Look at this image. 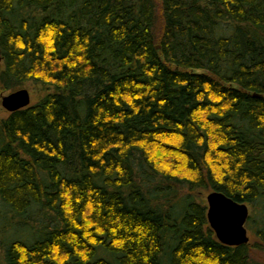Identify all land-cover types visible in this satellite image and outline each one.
I'll list each match as a JSON object with an SVG mask.
<instances>
[{"label":"trees","instance_id":"trees-1","mask_svg":"<svg viewBox=\"0 0 264 264\" xmlns=\"http://www.w3.org/2000/svg\"><path fill=\"white\" fill-rule=\"evenodd\" d=\"M0 60L35 94L0 116V264H261L264 0H0Z\"/></svg>","mask_w":264,"mask_h":264},{"label":"water","instance_id":"water-1","mask_svg":"<svg viewBox=\"0 0 264 264\" xmlns=\"http://www.w3.org/2000/svg\"><path fill=\"white\" fill-rule=\"evenodd\" d=\"M0 103L8 111L30 103V92L25 86L2 94ZM206 218L217 239L228 245H239L249 240L245 222L249 215L246 202L238 201L221 190L207 191Z\"/></svg>","mask_w":264,"mask_h":264},{"label":"rangeland","instance_id":"rangeland-1","mask_svg":"<svg viewBox=\"0 0 264 264\" xmlns=\"http://www.w3.org/2000/svg\"><path fill=\"white\" fill-rule=\"evenodd\" d=\"M1 64H2V61L0 60V66H1ZM22 86H25V87H27L29 89V92H30V102L31 101H34L35 100V94L33 93L32 89L29 87V83H25ZM5 93H6V91L1 92L0 93V96H1V94H5ZM6 113H7V110L4 107H2V105L0 104V116L6 115ZM206 193H207V190H203V192L201 194V196H202V198L204 199L205 202H206V200H205ZM249 209L251 210V207L250 206H249ZM245 226L247 228V234H248L249 239L251 240V242L256 241L257 239L253 235V233L251 232L252 231V228H250L248 226L247 220L245 222ZM252 254H253V257L256 260H258L261 264H264V250H263L262 246H260V248H257L255 246L252 247Z\"/></svg>","mask_w":264,"mask_h":264}]
</instances>
